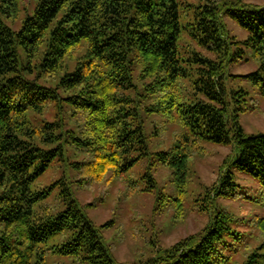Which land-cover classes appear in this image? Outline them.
I'll return each mask as SVG.
<instances>
[{
    "label": "trees",
    "instance_id": "16d2710c",
    "mask_svg": "<svg viewBox=\"0 0 264 264\" xmlns=\"http://www.w3.org/2000/svg\"><path fill=\"white\" fill-rule=\"evenodd\" d=\"M224 17L246 37L229 35ZM247 52L257 67L233 76L264 98V4L0 0V264H124L104 236L109 223L96 225L94 204L74 195L72 172L82 187L122 180L181 215L192 158L211 143L233 150L193 199L208 222L135 264H264V215L220 203L264 198V131L244 130L249 91L225 83ZM50 104L55 117L41 120ZM151 116L178 126L168 142L151 138ZM56 163L63 174L44 184ZM159 167L174 194L158 183ZM238 174L258 183L255 195Z\"/></svg>",
    "mask_w": 264,
    "mask_h": 264
},
{
    "label": "rangeland",
    "instance_id": "374dc122",
    "mask_svg": "<svg viewBox=\"0 0 264 264\" xmlns=\"http://www.w3.org/2000/svg\"><path fill=\"white\" fill-rule=\"evenodd\" d=\"M187 1L201 3L206 0ZM241 2L257 7L264 4V0H241ZM223 20L229 35L239 40L246 37L247 32L235 20L229 17H224ZM256 67L257 63L247 52L237 62L230 63L226 70L225 83L228 89H238L242 86L249 91V94L245 95L247 98L245 104L249 108L240 113L239 118L240 124L247 133L264 131V98L250 83L233 75L245 74ZM55 111L56 109L50 104L44 114L40 115L41 120H52L56 115ZM147 121L148 133L152 132L150 130L154 126L159 128V132H157L159 136L152 132L153 141L164 136L168 142L171 135L178 131L177 125L165 124L160 116H151ZM204 146L202 152H196L192 158L187 187L189 194L185 198L181 215L172 206L163 210L156 209L154 193L133 192L127 189L122 180L112 183L102 181L82 187L76 181L79 175L72 172L71 186L78 201L84 206L89 203L94 204L93 207L87 208L89 217L96 225L109 223L110 227L104 230V236L118 261L124 264H135L138 260L153 254L152 250L157 247H169L181 238L201 230L206 225L209 216L193 209V199L201 192L203 186H210L218 180L221 174V164L224 158L231 154L233 148L213 143ZM64 169V163L54 164L43 177L42 182L50 183L61 176ZM139 170L137 167L134 172L137 173ZM156 178L158 183L165 186L169 193L174 194L175 189L171 182L169 169L159 167ZM238 181L249 194L255 195L258 192V183L250 177L238 174ZM220 203L238 216L249 218L255 214L264 215V198H260L257 202L238 198L220 200Z\"/></svg>",
    "mask_w": 264,
    "mask_h": 264
}]
</instances>
